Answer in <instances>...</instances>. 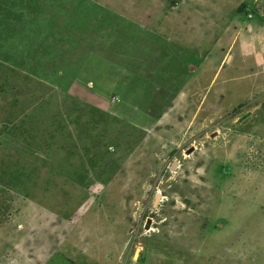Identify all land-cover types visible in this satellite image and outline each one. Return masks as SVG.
I'll return each mask as SVG.
<instances>
[{"label": "rangeland", "instance_id": "1", "mask_svg": "<svg viewBox=\"0 0 264 264\" xmlns=\"http://www.w3.org/2000/svg\"><path fill=\"white\" fill-rule=\"evenodd\" d=\"M0 264H264V0H0Z\"/></svg>", "mask_w": 264, "mask_h": 264}, {"label": "trees", "instance_id": "2", "mask_svg": "<svg viewBox=\"0 0 264 264\" xmlns=\"http://www.w3.org/2000/svg\"><path fill=\"white\" fill-rule=\"evenodd\" d=\"M244 8H241V11L243 10ZM247 16V15H246ZM117 99V98H116ZM126 105V104H125Z\"/></svg>", "mask_w": 264, "mask_h": 264}]
</instances>
